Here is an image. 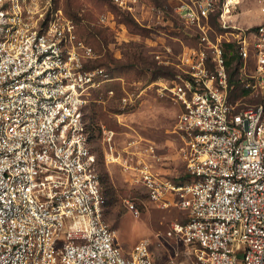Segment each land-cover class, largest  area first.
Instances as JSON below:
<instances>
[{
  "label": "built area",
  "instance_id": "1",
  "mask_svg": "<svg viewBox=\"0 0 264 264\" xmlns=\"http://www.w3.org/2000/svg\"><path fill=\"white\" fill-rule=\"evenodd\" d=\"M239 1L186 0L176 10L197 45L158 92L177 109L184 177L124 161L149 204L183 214L167 235L192 249L193 264H264V22L211 36L212 19L224 23ZM227 44L242 88L259 98L253 107L230 101ZM96 57L52 0H0V264H153L145 242L125 255L105 222L85 110L113 79L93 67ZM102 135L112 151L114 133ZM124 204L139 215L134 201Z\"/></svg>",
  "mask_w": 264,
  "mask_h": 264
},
{
  "label": "rangeland",
  "instance_id": "2",
  "mask_svg": "<svg viewBox=\"0 0 264 264\" xmlns=\"http://www.w3.org/2000/svg\"><path fill=\"white\" fill-rule=\"evenodd\" d=\"M183 1L127 0L125 6L114 0L53 1L54 10H60L62 18L74 26L76 36L92 46L97 56L93 67L103 68L113 79L93 94L85 110L95 170L108 201L105 222L115 231L125 255L145 242L153 264L194 263L192 249L167 235L172 223L184 221L183 214L149 204L132 169L142 162L161 178L184 177L183 144L175 132L177 109L158 92L170 84L184 57L197 45L196 34L176 13ZM218 2L221 5L224 0ZM262 7V0H240L229 8L224 23L212 19L211 36H243L241 31L264 22ZM127 95L139 97L134 107H122L120 100ZM258 102L259 98L249 95L235 101L245 109ZM103 129L114 133L112 151L103 140ZM108 155L116 161H106ZM124 161L132 168L124 167ZM128 199L137 204L138 216L126 208Z\"/></svg>",
  "mask_w": 264,
  "mask_h": 264
},
{
  "label": "trees",
  "instance_id": "3",
  "mask_svg": "<svg viewBox=\"0 0 264 264\" xmlns=\"http://www.w3.org/2000/svg\"><path fill=\"white\" fill-rule=\"evenodd\" d=\"M52 1L55 2L56 0H52ZM232 51H233V45L231 44L224 45V54L229 71V82L230 85H234V92H232L230 95V101L232 103H235V101L239 100L240 97L248 96V91H245L242 88L239 79L240 63L236 57V54ZM86 128L89 132H92L91 126L88 125L87 122H86ZM90 139H91V135H90ZM107 206H108V201H106V208Z\"/></svg>",
  "mask_w": 264,
  "mask_h": 264
},
{
  "label": "bare ground",
  "instance_id": "4",
  "mask_svg": "<svg viewBox=\"0 0 264 264\" xmlns=\"http://www.w3.org/2000/svg\"><path fill=\"white\" fill-rule=\"evenodd\" d=\"M239 2H240V1H239ZM227 12H228V10H226V11L224 12L223 18H224L225 14H226ZM261 12L264 13V9H261Z\"/></svg>",
  "mask_w": 264,
  "mask_h": 264
}]
</instances>
